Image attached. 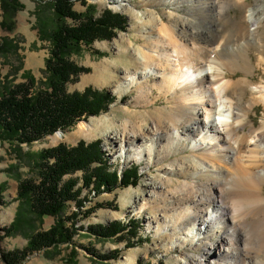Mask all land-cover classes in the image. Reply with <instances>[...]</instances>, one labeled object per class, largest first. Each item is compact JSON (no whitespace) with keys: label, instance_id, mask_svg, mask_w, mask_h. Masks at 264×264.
<instances>
[{"label":"rangeland","instance_id":"374dc122","mask_svg":"<svg viewBox=\"0 0 264 264\" xmlns=\"http://www.w3.org/2000/svg\"><path fill=\"white\" fill-rule=\"evenodd\" d=\"M20 1L24 9L16 16V28L13 32H6L1 28L3 12L0 7V45L4 44L0 53V95L12 86L27 82H31L35 89H41L47 78L46 61L50 56L51 43L49 33L54 29L52 11L56 0ZM210 1L219 2L130 0L123 4L124 6L113 0L73 2V8L77 13L88 14L87 16H92L95 20H101L104 15L116 16L120 24L113 30L112 38L96 40L91 46H82L72 55L76 65L85 71L75 82L68 85L67 91L70 94L83 93L89 88L98 92L105 91L111 94L113 101L106 111L98 116L84 119L68 130L57 131L40 141L19 144L0 138V264H7L4 261L5 256L23 252L36 235L51 230L58 218L65 219L78 211L73 202L69 203L65 212L58 217H42L32 211L26 199H19L18 194L21 182L38 180L40 155L44 150L60 145L73 148L80 142L87 144L98 142L109 171L116 173L119 178H124L126 174L130 175L136 178L134 180H137V185L113 188L111 191H106L105 187H102L103 193L100 195L96 194L94 185L83 188L80 196L84 202L83 214H79L75 221L77 234L73 237V242L29 254L21 264H124L123 259L126 257L133 259L134 264H178L177 260L184 261L188 256L199 258L205 255L208 248H211L212 255L219 252L215 239L206 246L185 239V235L182 234L183 224L165 227L168 225L167 222L173 221L174 209L164 195L160 198L155 191L160 193L169 189L176 190L184 179L167 177L155 164L148 167L144 161L125 162L123 155L126 150L119 152L120 133L126 119L133 118L137 125L146 119V128H151L156 117L154 109L168 105L164 95H159L156 90L149 99L157 101L159 96L157 103L147 107L137 103L139 100L137 101L136 87L120 94V84L123 83L126 73L141 69L137 54L148 45L143 26L149 27L155 23L157 28L159 27L153 16H159L164 25L176 27L177 32H184L187 45L193 44L192 47L195 49L202 47L210 53L216 51L221 53V47L232 37L238 21L253 10L257 12L264 8V0H245L240 7H232L227 1L219 5L216 3L214 5L216 9H221V15L215 18L217 23L213 22L214 24L208 26L210 19L204 12L205 5ZM173 4H177L179 8L175 9ZM183 20L188 22V25H183ZM67 23L75 24L70 20ZM208 28L212 31L209 32ZM248 30L257 31L260 43L254 40L251 52L247 53L245 46L241 51L247 59L250 57L248 61L252 71L249 77L251 91L247 92L241 101L243 110L248 111L249 116L245 120L246 131L250 130L253 124L254 129H258L264 123V104L256 103L254 99L259 96L251 93L252 89L255 90L264 84V67H261L255 58L256 48L264 43V17L255 26L249 24ZM155 33L156 36L164 37V33L158 29ZM3 40L10 42L5 44ZM241 43L243 41L239 44ZM234 48V52H238L237 47ZM227 52H223L224 58L229 57ZM241 78H246L241 72L233 76V80ZM156 79L155 75H150L149 79H142L141 82L148 81V87H151ZM147 111L149 113L145 114ZM225 117L229 118V115L225 114ZM82 123L85 124V128L80 127ZM57 133L63 134V138L54 139L53 136ZM142 141L145 143L146 139ZM187 144L191 146L192 140L187 141ZM193 154L194 151L189 149L182 156ZM175 158L177 156L172 157ZM70 177L80 180L82 173L66 176L64 180L67 181ZM81 185L80 181L78 187ZM214 192L217 190L214 189ZM262 195L264 196V186ZM225 201L228 203L229 199ZM91 209L94 212L87 216L85 212ZM212 211L213 209L209 212L211 215ZM133 220L139 227L138 233L133 236L124 234L122 238L103 240L88 232L90 226L110 227L118 223L131 225ZM159 225L163 230L157 227ZM254 236L256 238V234H248L249 245L245 249H254L251 244L255 240ZM107 257L109 259L106 260Z\"/></svg>","mask_w":264,"mask_h":264},{"label":"bare ground","instance_id":"6f19581e","mask_svg":"<svg viewBox=\"0 0 264 264\" xmlns=\"http://www.w3.org/2000/svg\"><path fill=\"white\" fill-rule=\"evenodd\" d=\"M113 1L124 6L130 0ZM218 1L205 5L208 26L217 23L215 18L221 15V9L214 4L227 1L232 7H240L245 3ZM173 6L179 8L177 4ZM262 17L264 8L253 10L238 21L221 53H210L187 45L184 32H177L176 27L164 25L159 16H153L159 27L154 23L142 28L148 45L137 54L141 69L127 72L120 84V94L136 87L137 103L142 106L157 103L159 96L157 101L149 99L154 90L168 101L167 106L154 109L156 117L151 128H146V119L139 125L133 118L124 121L119 141V152L126 150L122 154L124 161H144L148 167L155 164L167 177L184 179L176 190L155 191L160 198L164 195L174 209L173 221L165 227L183 224L182 234L191 243L206 246L215 239L218 245L219 252L213 255L208 248L205 255L188 256L184 261L177 260L178 264H264V123L258 129L253 124L246 131L245 120L249 116L241 106L251 91L252 75L250 57L247 59L241 51L245 46L247 53L251 52L254 40L260 43L257 31L251 32L248 25H257ZM182 23L188 25L185 20ZM157 29L164 37L156 36ZM234 47L238 52H234ZM256 50L255 58L264 67V43ZM224 51L229 52L228 58L223 57ZM238 72L246 78L233 80ZM150 75L157 79L148 87L149 82L141 80ZM251 93L259 96L254 99L256 103L264 104V84ZM80 127L85 128V124ZM53 138L62 139L63 134L57 133ZM189 140L191 146L187 144ZM189 149L194 154L182 156ZM173 156L177 158L172 159ZM157 227L162 229L161 225ZM250 233L256 234L251 242L253 252L245 249ZM123 263L134 264V260L126 257Z\"/></svg>","mask_w":264,"mask_h":264},{"label":"trees","instance_id":"16d2710c","mask_svg":"<svg viewBox=\"0 0 264 264\" xmlns=\"http://www.w3.org/2000/svg\"><path fill=\"white\" fill-rule=\"evenodd\" d=\"M74 1L56 0L53 4L54 29L49 33L50 56L46 61L47 78L43 88L35 89L31 82H27L12 86L0 95L2 140L19 144L40 141L57 131H66L84 119L98 116L112 103L111 94L105 91L98 92L91 88L83 93L70 94L67 91L68 85L85 71L76 65L72 55L82 46H91L96 40L112 38L113 30L120 24L116 16L104 15L101 20H95L88 14L77 13L73 8ZM0 7L3 12L1 28L6 32H13L16 28V16L24 9L23 4L20 0H0ZM68 20L75 24L69 25ZM3 41L5 44L10 42ZM3 45H0V53ZM40 157L38 180L21 182L19 199H26L32 211L42 217H58L73 202L78 211L65 219L58 218L51 230L32 238L23 252L5 256L7 264H21L29 254L59 244L72 243L77 234L75 221L79 214H83L84 202L80 199L83 188L94 185L96 194L100 195L103 193L102 187L111 191L113 188L137 185V180H134L136 178L127 174L124 178H119L116 173L109 171L98 142H80L73 148L60 145L44 150ZM77 173H82L80 180L73 177L64 180L66 176ZM80 181L82 185L78 187ZM92 211L94 212L93 209L87 210L85 214L88 216ZM67 223L71 225L68 226ZM135 223L133 220L131 225L118 223L110 227L90 226L88 232L103 240L122 238L124 234L133 236L139 231Z\"/></svg>","mask_w":264,"mask_h":264}]
</instances>
